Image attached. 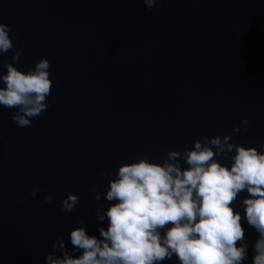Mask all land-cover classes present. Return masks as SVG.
<instances>
[{"label":"water","instance_id":"1","mask_svg":"<svg viewBox=\"0 0 264 264\" xmlns=\"http://www.w3.org/2000/svg\"><path fill=\"white\" fill-rule=\"evenodd\" d=\"M0 21L24 52L17 67L45 57L52 80L31 126L0 106V264H45L57 236L71 251L81 221L99 236L107 220L95 219L92 185L103 192L107 173L141 154L162 162L171 148L225 132L264 151V0H162L151 10L142 0H0ZM68 191L79 203L61 212ZM246 195L234 207L252 264L258 233L243 220Z\"/></svg>","mask_w":264,"mask_h":264},{"label":"clouds","instance_id":"2","mask_svg":"<svg viewBox=\"0 0 264 264\" xmlns=\"http://www.w3.org/2000/svg\"><path fill=\"white\" fill-rule=\"evenodd\" d=\"M142 2L151 10L162 0ZM11 31L0 21V56L12 53L10 62L0 63V106L14 109L12 121L24 128L48 109L51 65L41 57L27 71L17 67L24 52ZM241 124L247 132L248 118ZM240 131V124L232 126V132ZM107 175L103 192L99 184L91 187L101 201L95 219L107 220V226L98 227L97 236L81 221L68 234L71 251L57 236L45 264H163L173 257L178 264H244L249 245L234 204L245 192L243 220L258 233L252 264H264V151L234 142L230 132L202 134L191 148L169 149L162 162L141 154ZM39 191L33 186L30 195ZM43 199L51 203L54 197L45 193ZM78 203L79 196L68 191L60 211L72 212Z\"/></svg>","mask_w":264,"mask_h":264}]
</instances>
